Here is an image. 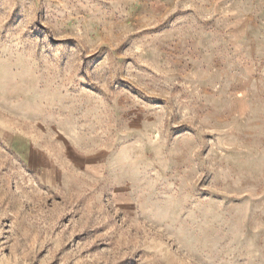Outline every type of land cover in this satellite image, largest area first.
I'll return each instance as SVG.
<instances>
[{"label":"rangeland","instance_id":"rangeland-1","mask_svg":"<svg viewBox=\"0 0 264 264\" xmlns=\"http://www.w3.org/2000/svg\"><path fill=\"white\" fill-rule=\"evenodd\" d=\"M0 264H264V0H0Z\"/></svg>","mask_w":264,"mask_h":264}]
</instances>
